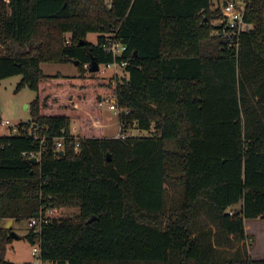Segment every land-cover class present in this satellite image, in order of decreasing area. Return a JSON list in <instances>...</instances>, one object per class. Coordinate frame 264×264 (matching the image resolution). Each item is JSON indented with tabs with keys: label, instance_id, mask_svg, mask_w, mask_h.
Here are the masks:
<instances>
[{
	"label": "trees",
	"instance_id": "obj_1",
	"mask_svg": "<svg viewBox=\"0 0 264 264\" xmlns=\"http://www.w3.org/2000/svg\"><path fill=\"white\" fill-rule=\"evenodd\" d=\"M222 1L212 12V0H0V80L19 74L17 89L35 92L31 120L0 136V264H14L3 221L62 207L78 214L24 236L54 264H264L245 229L264 220V0H246L254 28L237 46L213 32ZM111 31L126 46V76L115 79L84 67L113 61L102 46ZM71 59L76 76L39 66ZM105 94L121 129L151 134L105 137ZM38 150L36 163L24 154ZM167 186L181 190L175 206ZM202 211L212 227H197Z\"/></svg>",
	"mask_w": 264,
	"mask_h": 264
},
{
	"label": "rangeland",
	"instance_id": "obj_2",
	"mask_svg": "<svg viewBox=\"0 0 264 264\" xmlns=\"http://www.w3.org/2000/svg\"><path fill=\"white\" fill-rule=\"evenodd\" d=\"M212 12L219 10L218 5L215 0H212V5L210 6ZM217 18V17H216ZM213 18L211 20V25L213 27L217 26V20ZM215 32V31H213ZM212 32V33H213ZM65 38L68 40L70 38L69 34H65ZM97 39V34L90 32L86 36V40L95 43ZM40 69L44 74H57L68 76H76L80 73V69L73 61H43L40 63ZM103 70V71H102ZM116 72L119 76H126L122 68H116ZM102 76H110L113 73V68H106L100 65V70L96 72ZM261 79L258 78V80ZM21 80V75L15 74L0 80V121L8 120L10 125L0 124V136H9L18 134L17 126L21 123H27L32 118V109L30 107L31 102L35 97V92L28 86L21 87L17 89V85ZM255 101V100H253ZM102 117V127L103 134L105 137L113 138L115 137L120 128L118 114L112 110H109L106 106L101 108ZM71 122H75L79 128L78 121L72 119ZM129 136H148L151 134L152 130H140L135 124L127 128ZM80 132V128H79ZM180 188L167 186L165 192V203L167 206L177 205L180 198ZM240 205V204H239ZM78 214V209L76 207H62L51 212V217H65V216H75ZM264 221V220H263ZM249 222H254L247 224L248 228L253 236L251 242L255 244V247L259 250H264V223L256 222V220H251ZM8 221H3L2 224L6 225ZM211 222L207 219L205 213L200 212V217L198 219L197 227L202 229H207L211 226ZM11 229L18 235V238H13L10 243L6 246L5 258L7 260L13 261L14 264H27L35 260V257L31 255L30 242L24 237L28 231L27 221H12ZM201 230V229H199ZM250 245H248L249 247ZM234 249H219L217 256L219 260H224L230 258Z\"/></svg>",
	"mask_w": 264,
	"mask_h": 264
},
{
	"label": "built area",
	"instance_id": "obj_3",
	"mask_svg": "<svg viewBox=\"0 0 264 264\" xmlns=\"http://www.w3.org/2000/svg\"><path fill=\"white\" fill-rule=\"evenodd\" d=\"M223 2H225L224 5ZM246 5H247L246 0L222 1V4L220 6V13L216 18L217 29L215 30V32L220 34L222 37L228 39L229 46L232 45L237 46L240 35L243 32L250 31L254 28L253 23L245 20ZM102 35L104 36V41L102 42L103 49L109 52L113 57L112 62L106 63L103 66H105L106 68H113L112 75L114 76L115 79L120 77L116 72V68L123 69L127 64V62L123 59L120 61L117 60L119 56H122V53L126 49V46L116 38V32L111 31L109 33H103ZM89 65L90 63L89 64L86 63L84 64V67L88 69ZM99 70H100V65H99ZM97 106L99 108L106 106L109 110H112L117 114L120 112V108L116 105L115 97L111 94L103 95L101 99L97 102ZM74 123L70 122L69 134H71L73 137H78L80 134L79 128ZM0 124L5 126V125H10V122L8 120H1ZM33 134L34 135L37 134V129L34 131ZM116 137L125 139L129 137V133L127 130H123L119 128V132L116 135ZM39 138L41 142L44 140V136H41ZM61 146L62 143L60 140H58L56 142V148L59 150ZM74 149L76 151L79 150L78 142L75 143ZM24 154L28 155V157L31 159L36 158V160L39 161L41 156V150L24 153ZM56 154L59 155V152H57ZM51 212L53 211L49 209L45 212L40 211L36 217H33L28 221L27 223L28 227L32 228L35 234H39L42 225L46 224L49 218H51L50 216ZM31 255L35 257V260L30 262V264H54L53 262L45 261L41 258V251L38 244V240H36L35 244L32 245L31 247Z\"/></svg>",
	"mask_w": 264,
	"mask_h": 264
},
{
	"label": "water",
	"instance_id": "obj_4",
	"mask_svg": "<svg viewBox=\"0 0 264 264\" xmlns=\"http://www.w3.org/2000/svg\"><path fill=\"white\" fill-rule=\"evenodd\" d=\"M224 4H225V2H223V5H224ZM84 42H85V40L83 39V40L81 41V43H84ZM71 61H73L75 64L78 63V61H77V60H74V59H71ZM98 70H99V64H98L97 60L95 59V57L92 56L91 59H90V65H89V67H88V72H90V73H95V72H97ZM61 153H62V152H59V154H61ZM107 156H108V159H109V154H108V153H107ZM31 161H32L33 163H36V162H37L36 158H32ZM93 219H94V217H91L89 220H93ZM10 224H11V222H8V223L6 224V226L9 227ZM9 235H10L12 238H18V235H17L13 230L10 231Z\"/></svg>",
	"mask_w": 264,
	"mask_h": 264
},
{
	"label": "crops",
	"instance_id": "obj_5",
	"mask_svg": "<svg viewBox=\"0 0 264 264\" xmlns=\"http://www.w3.org/2000/svg\"><path fill=\"white\" fill-rule=\"evenodd\" d=\"M238 206H239V204H238ZM249 221H251V220H248L245 222V229H246V232L248 234H251L247 224H251L254 222H249ZM260 221H261V223H264L263 220H258V219L256 220V222H260ZM248 253H249L250 257L253 259H263L264 258V250H259V248L257 249L253 242H251L250 246L248 247Z\"/></svg>",
	"mask_w": 264,
	"mask_h": 264
}]
</instances>
